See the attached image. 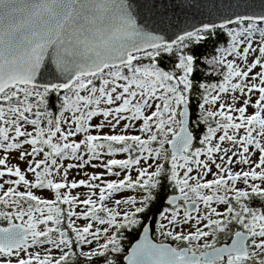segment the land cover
I'll return each instance as SVG.
<instances>
[{"label": "snow or ice", "instance_id": "obj_1", "mask_svg": "<svg viewBox=\"0 0 264 264\" xmlns=\"http://www.w3.org/2000/svg\"><path fill=\"white\" fill-rule=\"evenodd\" d=\"M0 264H264V0H0Z\"/></svg>", "mask_w": 264, "mask_h": 264}]
</instances>
